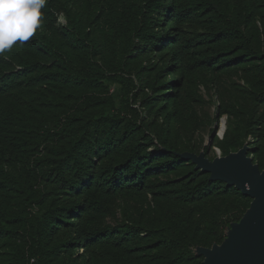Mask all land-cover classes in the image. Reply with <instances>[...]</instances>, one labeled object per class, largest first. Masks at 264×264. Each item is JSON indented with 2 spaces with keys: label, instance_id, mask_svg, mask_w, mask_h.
<instances>
[{
  "label": "trees",
  "instance_id": "trees-1",
  "mask_svg": "<svg viewBox=\"0 0 264 264\" xmlns=\"http://www.w3.org/2000/svg\"><path fill=\"white\" fill-rule=\"evenodd\" d=\"M244 146L263 171L264 0H47L0 56V264H204L253 200L183 155Z\"/></svg>",
  "mask_w": 264,
  "mask_h": 264
},
{
  "label": "water",
  "instance_id": "water-1",
  "mask_svg": "<svg viewBox=\"0 0 264 264\" xmlns=\"http://www.w3.org/2000/svg\"><path fill=\"white\" fill-rule=\"evenodd\" d=\"M224 130L225 120L221 119L216 135L222 138ZM183 156L210 173L211 179L236 186L253 200L241 221L232 226L224 243L204 251V264H264V170L260 171L247 157L246 146L213 161L197 159L193 154Z\"/></svg>",
  "mask_w": 264,
  "mask_h": 264
},
{
  "label": "clouds",
  "instance_id": "clouds-1",
  "mask_svg": "<svg viewBox=\"0 0 264 264\" xmlns=\"http://www.w3.org/2000/svg\"><path fill=\"white\" fill-rule=\"evenodd\" d=\"M46 4L47 0H0V56L35 35Z\"/></svg>",
  "mask_w": 264,
  "mask_h": 264
},
{
  "label": "rangeland",
  "instance_id": "rangeland-1",
  "mask_svg": "<svg viewBox=\"0 0 264 264\" xmlns=\"http://www.w3.org/2000/svg\"><path fill=\"white\" fill-rule=\"evenodd\" d=\"M59 21L62 22L63 21L62 18H60ZM152 54L154 55L155 51ZM165 78H166V80H168L167 76ZM206 80H207L206 78H202L201 82L199 84V90H200L205 102L202 105V107H199L198 110H199L201 117L205 120H204V123H202V126L200 127L199 131L197 132V136H196L197 139H201V138L207 139L208 138V135L210 132V125L207 122H208V120L212 119V117L214 116L215 108L217 105V97H216L212 87H210L209 81H206ZM110 91L118 100L119 95H120V86L119 85H110ZM223 119L225 120V117ZM246 148H248V146H246ZM209 152H210V150H209ZM209 154L214 157L213 160L221 157L219 151H217L216 148H213V152H210ZM196 156H197L196 157L197 159H203L204 158V160H209V158L206 157V155L203 152H200ZM248 158H250V157H248ZM110 222L112 223L113 221L110 220Z\"/></svg>",
  "mask_w": 264,
  "mask_h": 264
},
{
  "label": "bare ground",
  "instance_id": "bare-ground-1",
  "mask_svg": "<svg viewBox=\"0 0 264 264\" xmlns=\"http://www.w3.org/2000/svg\"><path fill=\"white\" fill-rule=\"evenodd\" d=\"M222 123V122H221ZM222 125V124H221Z\"/></svg>",
  "mask_w": 264,
  "mask_h": 264
},
{
  "label": "built area",
  "instance_id": "built-area-1",
  "mask_svg": "<svg viewBox=\"0 0 264 264\" xmlns=\"http://www.w3.org/2000/svg\"><path fill=\"white\" fill-rule=\"evenodd\" d=\"M218 151V150H217Z\"/></svg>",
  "mask_w": 264,
  "mask_h": 264
}]
</instances>
